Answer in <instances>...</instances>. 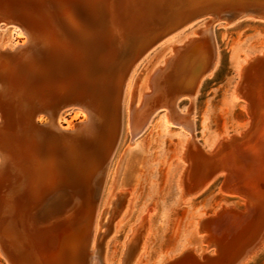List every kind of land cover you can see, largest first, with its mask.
<instances>
[{"label": "bare ground", "instance_id": "6f19581e", "mask_svg": "<svg viewBox=\"0 0 264 264\" xmlns=\"http://www.w3.org/2000/svg\"><path fill=\"white\" fill-rule=\"evenodd\" d=\"M205 17L208 19L205 28L194 37V41L202 44L205 63L186 80L187 92L194 83L198 85L196 91L182 92L171 99L172 87L168 77L162 76L163 67H158L148 78L146 93L141 92L144 83L140 76L131 89L134 64L155 46L160 35L181 32ZM246 18L264 21V0H0V30L13 26L25 36L15 47L0 42V246L10 264H101L94 226L100 223L101 230L104 219L98 218L94 207L95 180L109 162L112 155L106 156V152L116 149L121 132L117 128L120 111L112 108L110 91L106 89L113 88L114 84L124 85V98L132 90L129 125L134 139L156 111L163 108L166 116L171 112L168 123L171 121L191 132L189 122L175 119L176 104L186 96L193 101L202 81L217 64L215 24L224 21L229 25ZM139 37L143 38L133 53L136 47L133 43L130 46V41ZM262 70L264 54L251 59L244 67L242 78L249 93L259 86L254 77ZM78 76L86 82L97 80L94 88L102 89L89 96L80 95L71 89L76 88ZM73 84L76 85L71 87ZM154 100L156 108L150 106ZM68 107H79L84 119L63 125L61 116ZM249 107L255 109V104L250 102ZM96 119L104 127L98 128ZM134 139L131 144L137 146ZM203 150L196 146L185 152L190 196L196 192L195 179L204 183L219 175L227 178L236 175L234 162L230 161L238 159L237 153L230 156ZM141 160V151L132 149L128 160L119 163L107 209L120 194L138 186ZM249 199L262 217L260 229L250 244L235 248L231 264L245 263L264 240V189L251 192ZM148 231L147 217L132 229L136 248L128 264L137 260ZM103 264H107L105 260Z\"/></svg>", "mask_w": 264, "mask_h": 264}, {"label": "rangeland", "instance_id": "374dc122", "mask_svg": "<svg viewBox=\"0 0 264 264\" xmlns=\"http://www.w3.org/2000/svg\"><path fill=\"white\" fill-rule=\"evenodd\" d=\"M207 20L205 17V20L192 26L188 25L182 29L183 31L168 35L152 47L134 64L135 77L131 82V89H134V83L140 76L144 83L141 92L146 93L149 89L148 78L163 67L162 76L166 79L168 77L167 80L172 87L168 88L170 95H173L171 99L174 100L178 94L187 91V81L193 76V71L205 63L202 44L199 40L194 41V37L199 36V31L205 28ZM213 34L218 47V59L214 70L202 81L193 101L189 100L191 97L189 99L188 96L181 97L176 104L180 110H176V107L174 109L175 119L189 122L191 132L171 121L168 123L172 115L169 112L166 116V109L163 108L156 111L147 127L134 139L129 125L132 90L129 89L124 98L122 96L124 85L114 84L113 88L106 89L110 91L112 108L117 112L120 111L118 118L120 125L118 124L117 128L119 127L121 132L115 143L117 145L115 152L114 150L106 152V156L109 154L112 156L95 180L94 207L98 218L104 219L101 230H99L100 223L94 226L97 231L96 249L99 257L102 258L101 264L104 260L107 264H124L127 260L125 264H128L136 248V244H133L134 237H131L134 236L132 229L139 225L144 217L148 219L149 231L143 249L134 264H175L176 262V264H225L223 261L231 264V259L236 255L235 248H243L257 237L262 217L257 213L258 207L250 201L249 194L264 189V119H262L264 71L259 72L260 74L255 73L254 82L256 81L255 84L258 83L259 86H255L252 93H249L244 85L242 73L248 61L264 54V21L246 18L229 25L221 21L215 24ZM142 38L130 41V46L133 43L136 47L133 53L138 49L137 46ZM24 39V34L13 26L0 30V42L6 46L15 47ZM95 82L97 80L94 79L86 82L82 76H78L77 85L71 86L76 85V88L71 89L80 92V95L89 96L97 91L99 93L102 89L94 88L97 87ZM119 94L122 97L121 104L117 101ZM249 101L255 104L254 110L249 107ZM154 102L157 103L154 100L153 105L151 103L150 106L156 108L157 104ZM188 111L193 113L190 114ZM61 117L63 125H67L70 121L75 124L84 119V114L79 107H68ZM44 119L47 121V117ZM96 125L98 128L104 127L100 119H96ZM132 139L136 141L137 146L131 144ZM196 146L207 153L222 152L224 155L233 156L237 153L238 159L230 161L235 164L233 166L236 175H230L228 178L219 175L210 182L205 181L207 183H198L195 179L196 192L195 195L190 196L186 183V175L189 172L186 170L189 167L185 162V152L191 151ZM113 148L115 147L110 149ZM132 149H139L142 154L138 186L133 188V191L129 190V195V191L120 194L107 209L106 205L113 189V179L119 170V163L128 160ZM123 167L124 164L121 170ZM125 200H128L126 204H124ZM6 210L7 208L4 212ZM230 216L234 218H228ZM250 221L255 223L252 224ZM216 228L219 230L214 231ZM127 245L132 248L131 251ZM228 246L232 247L228 248ZM0 264H10L2 254L1 246ZM243 264H264V240Z\"/></svg>", "mask_w": 264, "mask_h": 264}, {"label": "water", "instance_id": "95a60500", "mask_svg": "<svg viewBox=\"0 0 264 264\" xmlns=\"http://www.w3.org/2000/svg\"><path fill=\"white\" fill-rule=\"evenodd\" d=\"M166 37H167V35H166ZM166 37H163L162 35H160L158 38H157V41H156V43H155V45L159 42V41H161L162 39H164V38H166ZM197 83V82H196ZM195 86H196V84L194 83L193 85H192V89L191 90H188V92H193L194 91V89H195ZM187 91L186 92H184V93H188Z\"/></svg>", "mask_w": 264, "mask_h": 264}]
</instances>
